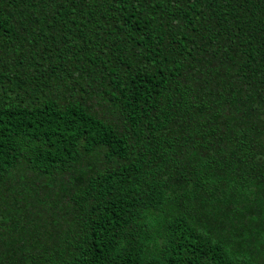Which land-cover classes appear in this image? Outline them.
Listing matches in <instances>:
<instances>
[{
  "label": "trees",
  "instance_id": "obj_1",
  "mask_svg": "<svg viewBox=\"0 0 264 264\" xmlns=\"http://www.w3.org/2000/svg\"><path fill=\"white\" fill-rule=\"evenodd\" d=\"M0 264H264V0H0Z\"/></svg>",
  "mask_w": 264,
  "mask_h": 264
}]
</instances>
